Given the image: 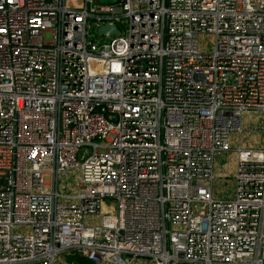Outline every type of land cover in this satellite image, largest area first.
Segmentation results:
<instances>
[{"label": "built area", "instance_id": "obj_1", "mask_svg": "<svg viewBox=\"0 0 264 264\" xmlns=\"http://www.w3.org/2000/svg\"><path fill=\"white\" fill-rule=\"evenodd\" d=\"M69 1L0 0V264H264V0Z\"/></svg>", "mask_w": 264, "mask_h": 264}, {"label": "rangeland", "instance_id": "obj_2", "mask_svg": "<svg viewBox=\"0 0 264 264\" xmlns=\"http://www.w3.org/2000/svg\"><path fill=\"white\" fill-rule=\"evenodd\" d=\"M78 2V0H70L69 3L74 5ZM205 46L204 48L208 51H212L214 40L209 35L204 36ZM246 125L248 128L246 129V133L242 139V146L249 148H258L263 145V137L261 133V114L260 113H252L249 114L248 119L246 120ZM232 149L231 152L225 154L222 160L217 162V165L214 167V180L213 186L215 188V194L221 197H231L234 194V171L236 166V148L239 145V136L233 134L231 137ZM74 176L77 177V174H71L69 178H65L61 176L60 180V190L63 192H67L69 189L73 190L75 182ZM221 177V178H220ZM221 179V180H220ZM72 253V252H71ZM67 254L70 252L63 254L62 259L64 262L68 264L66 261ZM134 264H151L146 262L145 258H138Z\"/></svg>", "mask_w": 264, "mask_h": 264}, {"label": "trees", "instance_id": "obj_3", "mask_svg": "<svg viewBox=\"0 0 264 264\" xmlns=\"http://www.w3.org/2000/svg\"><path fill=\"white\" fill-rule=\"evenodd\" d=\"M66 261L68 264H94L91 261H89L87 258L75 253V252H70V254H67ZM65 264H67L65 262Z\"/></svg>", "mask_w": 264, "mask_h": 264}, {"label": "water", "instance_id": "obj_4", "mask_svg": "<svg viewBox=\"0 0 264 264\" xmlns=\"http://www.w3.org/2000/svg\"><path fill=\"white\" fill-rule=\"evenodd\" d=\"M104 1V0H103ZM110 2H114L115 0H108ZM106 31H109L113 34H117L118 33V29L115 25H108V24H105V25H102L98 28V33L99 34H102Z\"/></svg>", "mask_w": 264, "mask_h": 264}, {"label": "crops", "instance_id": "obj_5", "mask_svg": "<svg viewBox=\"0 0 264 264\" xmlns=\"http://www.w3.org/2000/svg\"><path fill=\"white\" fill-rule=\"evenodd\" d=\"M248 117H249V114H247V115H245V123H246V120L248 119ZM246 127H248L247 125H246ZM225 155V154H224ZM224 155H220L218 158H217V160H216V163H215V166L217 165V162L219 161V160H222V162H223V156ZM215 189V188H214Z\"/></svg>", "mask_w": 264, "mask_h": 264}]
</instances>
